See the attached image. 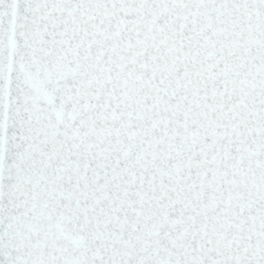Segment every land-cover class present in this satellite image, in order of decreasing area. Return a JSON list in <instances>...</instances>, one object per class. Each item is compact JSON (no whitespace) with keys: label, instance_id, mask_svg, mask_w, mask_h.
<instances>
[{"label":"snow or ice","instance_id":"snow-or-ice-1","mask_svg":"<svg viewBox=\"0 0 264 264\" xmlns=\"http://www.w3.org/2000/svg\"><path fill=\"white\" fill-rule=\"evenodd\" d=\"M0 264H264V0H0Z\"/></svg>","mask_w":264,"mask_h":264}]
</instances>
